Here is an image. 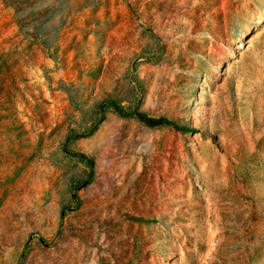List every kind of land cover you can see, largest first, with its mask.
Here are the masks:
<instances>
[{
  "label": "rangeland",
  "instance_id": "obj_1",
  "mask_svg": "<svg viewBox=\"0 0 264 264\" xmlns=\"http://www.w3.org/2000/svg\"><path fill=\"white\" fill-rule=\"evenodd\" d=\"M0 264H264V0H0Z\"/></svg>",
  "mask_w": 264,
  "mask_h": 264
},
{
  "label": "trees",
  "instance_id": "obj_2",
  "mask_svg": "<svg viewBox=\"0 0 264 264\" xmlns=\"http://www.w3.org/2000/svg\"><path fill=\"white\" fill-rule=\"evenodd\" d=\"M110 106V103L108 104ZM111 106L114 107V109L120 114L122 115L123 117H126V118H137L140 122H143L145 123L148 127H151V128H158V127H162V126H174L176 127L177 129L178 126H176V124L167 119V118H152V117H149L148 115L144 114V113H140L136 110H133V111H129V112H126L124 109H122L121 107H119L116 102H112L111 103ZM185 131V130H183Z\"/></svg>",
  "mask_w": 264,
  "mask_h": 264
}]
</instances>
